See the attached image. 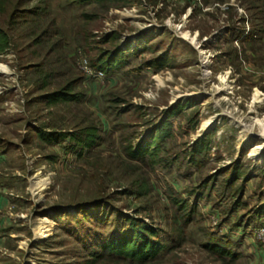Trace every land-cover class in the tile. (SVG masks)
I'll return each mask as SVG.
<instances>
[{
  "label": "rangeland",
  "instance_id": "obj_1",
  "mask_svg": "<svg viewBox=\"0 0 264 264\" xmlns=\"http://www.w3.org/2000/svg\"><path fill=\"white\" fill-rule=\"evenodd\" d=\"M2 1L0 264H141L107 249L130 217L164 246L143 264H264V0ZM66 86L80 98L43 97ZM165 119L158 156H131Z\"/></svg>",
  "mask_w": 264,
  "mask_h": 264
},
{
  "label": "trees",
  "instance_id": "obj_2",
  "mask_svg": "<svg viewBox=\"0 0 264 264\" xmlns=\"http://www.w3.org/2000/svg\"><path fill=\"white\" fill-rule=\"evenodd\" d=\"M71 2H76L79 4H88L90 2H97L100 4L106 5L107 8L109 7H125L133 5L135 0H69ZM3 1L0 0V11H6V6L3 8ZM89 16L88 14H85ZM10 38L8 32L0 27V53L5 52L9 48ZM151 51L154 50L153 46L148 47ZM113 54V53H112ZM122 51L118 50V55H111L107 59L101 58L98 65H103L102 67H97V69H104L106 71H112L117 65H124L122 59ZM168 55L163 54L154 58L147 62V66L155 69L156 71L165 67L168 63ZM96 67V66H95ZM46 101L51 104L58 103L60 101H69V100H77L80 98V94H76L73 92V88L71 86H66L62 89H58L52 92H48L43 95ZM176 107H172L171 110L167 112L168 117L173 115L175 112ZM168 123H166V119L164 123L160 126L156 127L155 132L153 133V138L151 141H143L138 144L136 147H131L130 155L135 158H143L145 156H149L151 158L158 156V151L160 149V144L157 143L165 133L168 132ZM36 131L37 135H40L42 139L46 140H56V141H64L67 137H70L76 143L73 149H76L77 146L87 147L92 144L96 140V128L89 127L86 128L84 131L80 132V135L77 134H68V132H54L45 130V128L36 127L33 129ZM47 131V132H46ZM159 133V135H157ZM85 135V136H84ZM84 136V137H83ZM153 147H155L153 149ZM240 176H236L238 179ZM130 232H127L123 237L118 240H113L107 244V249L110 251L111 254H115L119 257L124 259H130L132 261H137L138 263H147L152 258L157 257L160 252L163 250L164 246L158 240L154 239L157 236L156 229L150 225L149 223L145 222L142 218H135L130 217ZM218 250L222 254L225 255H233L230 251H226L221 249L220 247L214 248ZM97 256V255H94ZM96 259V258H93ZM94 261V260H93ZM92 264V261H91Z\"/></svg>",
  "mask_w": 264,
  "mask_h": 264
},
{
  "label": "crops",
  "instance_id": "obj_3",
  "mask_svg": "<svg viewBox=\"0 0 264 264\" xmlns=\"http://www.w3.org/2000/svg\"><path fill=\"white\" fill-rule=\"evenodd\" d=\"M0 162L4 161L5 160V148H0ZM0 193H1V188H0ZM0 201H1V213H3L2 210H4L5 208H8V206L11 205V201L9 200V197H7L6 195L4 194H0ZM10 204V205H9ZM1 215V214H0ZM2 218V217H1ZM3 219V218H2ZM1 222V221H0ZM1 239L0 238V243H1Z\"/></svg>",
  "mask_w": 264,
  "mask_h": 264
},
{
  "label": "built area",
  "instance_id": "obj_4",
  "mask_svg": "<svg viewBox=\"0 0 264 264\" xmlns=\"http://www.w3.org/2000/svg\"><path fill=\"white\" fill-rule=\"evenodd\" d=\"M179 1L186 2V0H179ZM82 68L86 73L93 75L97 78H101L104 76V71L102 69H95L90 63L84 64ZM0 205H1V201H0Z\"/></svg>",
  "mask_w": 264,
  "mask_h": 264
},
{
  "label": "bare ground",
  "instance_id": "obj_5",
  "mask_svg": "<svg viewBox=\"0 0 264 264\" xmlns=\"http://www.w3.org/2000/svg\"><path fill=\"white\" fill-rule=\"evenodd\" d=\"M256 97L257 98H260V94L259 93H256ZM259 121L261 122V125L264 127V118L263 119H259ZM209 123H210V120H208V122H207L206 125H208ZM244 141H245V139H244Z\"/></svg>",
  "mask_w": 264,
  "mask_h": 264
}]
</instances>
